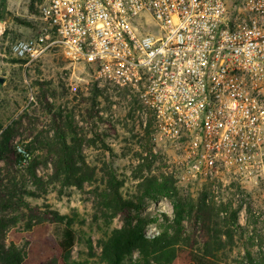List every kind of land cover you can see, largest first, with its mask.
<instances>
[{"label":"built area","instance_id":"1","mask_svg":"<svg viewBox=\"0 0 264 264\" xmlns=\"http://www.w3.org/2000/svg\"><path fill=\"white\" fill-rule=\"evenodd\" d=\"M40 18L36 35L12 45L15 58L60 49L92 66L112 108L120 97L135 105L154 152L182 149V178L208 181L207 202L224 197L225 176L242 187L241 217L249 197H264V0H47ZM255 214L264 223V208Z\"/></svg>","mask_w":264,"mask_h":264},{"label":"rangeland","instance_id":"2","mask_svg":"<svg viewBox=\"0 0 264 264\" xmlns=\"http://www.w3.org/2000/svg\"><path fill=\"white\" fill-rule=\"evenodd\" d=\"M46 1L0 0V76L5 78L0 85V141L10 127L14 135L8 145L25 148L30 155L26 165L12 159L0 160L2 240L9 244L14 239L13 232L23 233L29 221L41 224L43 217L48 233L58 236L61 226L52 223L51 216L46 214L49 209L56 210L74 216L78 243L72 255L91 263L93 255L100 254L99 241L104 232L126 221L121 215L107 225L102 217L99 194L106 172L112 171L122 183V195L137 205L131 210L130 219L134 223L138 217L146 220L147 234H157L173 220L171 198L148 194L155 182L166 178L182 198L190 246L203 247L204 241L212 244L215 236L217 244L211 248H219L217 257L223 264H248L247 251L254 258H261L264 223L255 211L264 208V197H249L241 217V201L233 193L242 187L225 176L224 197L219 203L213 197L207 202L208 197H202V193L209 190L208 181L187 182L182 178L186 157L182 149L166 144L154 152L152 130H139L128 115L135 105L126 104L120 97L116 108H112L96 87L92 66L70 62L60 49L31 64L14 57L12 45L38 32L42 24L40 10ZM46 101L53 106L52 110L43 107L42 102ZM113 113L115 120L106 121ZM57 124L74 150L75 176L81 179V187L66 184L64 175L56 176L48 157V147H58ZM46 142L50 144L44 146ZM11 197H20L30 209H4L5 201ZM233 211H237L236 224L227 221ZM89 239L93 242L92 252L87 247ZM24 242L17 245L22 247Z\"/></svg>","mask_w":264,"mask_h":264},{"label":"trees","instance_id":"3","mask_svg":"<svg viewBox=\"0 0 264 264\" xmlns=\"http://www.w3.org/2000/svg\"><path fill=\"white\" fill-rule=\"evenodd\" d=\"M16 59L27 63L25 59ZM46 103L42 102L43 107L52 110L53 106L47 101ZM128 115L132 116L130 112ZM102 119L105 118L102 117ZM105 120L112 121V119ZM56 130L58 147L54 149V145H50L47 149L48 157L55 168V175H64L66 184L81 187V179L75 176L74 150L67 144L66 135L59 124L56 125ZM149 130L150 127L146 131ZM12 135H14V129L10 127L3 132L0 141V160L12 159L18 163L21 161L22 154L8 145ZM46 144L48 146L50 143L46 142L44 146ZM105 176L106 181L99 194L100 203L103 205L102 217L107 225H111L114 219L121 215H124L126 221L120 227H113L104 232L99 241L100 254L97 257L93 255L94 260L89 264H223L217 257L219 248L212 249L218 240L215 236H212L214 240L212 244L204 241L203 247L197 249L189 245L191 235L188 234L184 225L186 210L182 198L166 178L161 182H155V188H151L152 193L149 191L148 194L170 197L174 217L170 225L157 234L149 235L145 231L146 220L138 217L134 223L130 219V212L137 205L122 195V183L117 181L112 171L106 172ZM207 196L208 191H204L202 197ZM204 202L207 204L206 201ZM3 208L30 209L27 202L20 197H11L5 201ZM46 214L51 216L52 223L61 226L60 234L54 236L48 233L43 222L46 217H43L41 224H33L29 221L23 233L13 232L14 239L9 244L0 237V264H88V261L76 259L72 255L78 243L74 216L61 214L52 209H49ZM228 220L236 224L237 211H233L230 217H227ZM24 240L22 247L17 245ZM87 247L90 252L94 249L90 239ZM262 254L261 258L256 259L247 251L246 261L248 264H264V252Z\"/></svg>","mask_w":264,"mask_h":264},{"label":"water","instance_id":"4","mask_svg":"<svg viewBox=\"0 0 264 264\" xmlns=\"http://www.w3.org/2000/svg\"><path fill=\"white\" fill-rule=\"evenodd\" d=\"M5 83V78L0 76V85H3Z\"/></svg>","mask_w":264,"mask_h":264}]
</instances>
